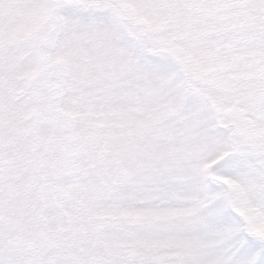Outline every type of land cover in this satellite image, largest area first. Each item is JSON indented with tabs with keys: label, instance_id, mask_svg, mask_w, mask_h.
Wrapping results in <instances>:
<instances>
[{
	"label": "snow or ice",
	"instance_id": "6c2138e0",
	"mask_svg": "<svg viewBox=\"0 0 264 264\" xmlns=\"http://www.w3.org/2000/svg\"><path fill=\"white\" fill-rule=\"evenodd\" d=\"M0 264H264V0H0Z\"/></svg>",
	"mask_w": 264,
	"mask_h": 264
}]
</instances>
